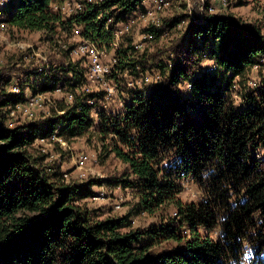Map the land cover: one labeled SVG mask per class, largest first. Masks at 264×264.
Returning a JSON list of instances; mask_svg holds the SVG:
<instances>
[{
  "label": "trees",
  "instance_id": "trees-1",
  "mask_svg": "<svg viewBox=\"0 0 264 264\" xmlns=\"http://www.w3.org/2000/svg\"><path fill=\"white\" fill-rule=\"evenodd\" d=\"M67 1L11 0L7 28L69 41L66 31L77 27L102 46L144 0L86 4L84 12L64 18L54 9ZM208 5L203 20L196 6L194 19L176 13L146 27L148 39L158 41L187 24L166 49L148 55L131 38L120 45L108 76L118 95V80L143 73L131 99L121 101L122 112L98 111L95 118V103L106 93L85 92L84 60L71 56L75 43L62 44L60 59L41 70L0 69V264H242L247 250L264 252V35L226 11L208 14ZM205 62L216 69L203 73ZM154 66L159 72L149 75ZM39 79L44 82L35 88ZM57 89L72 102L54 101L51 117L14 123L11 111L30 95ZM93 130L103 143L111 137L104 148L124 164L120 176L68 183L44 166L48 155L31 152L40 140L56 136L70 143ZM187 181L200 187L202 200L182 201ZM110 182L136 197L124 216L83 204L98 195L94 186ZM167 206L175 208L173 216L147 229L134 227L136 215L152 216Z\"/></svg>",
  "mask_w": 264,
  "mask_h": 264
},
{
  "label": "rangeland",
  "instance_id": "rangeland-1",
  "mask_svg": "<svg viewBox=\"0 0 264 264\" xmlns=\"http://www.w3.org/2000/svg\"><path fill=\"white\" fill-rule=\"evenodd\" d=\"M229 1V5L227 2V5L223 6L221 0H210V3L214 8V13L226 11L227 13L233 14L235 17L242 19L244 22L256 24L264 35V0ZM204 10L205 8L203 6L199 7L198 13H200V16L204 15ZM183 12L189 16H194L193 4L187 2V0H174L171 7L161 14V22L167 17H172L176 13ZM186 27L187 24H183L181 27L166 32L160 40L153 41L149 40V37V39H143L146 28H144V25L138 24L121 40L120 45H127L131 38L134 45L143 44V50L146 49L145 52L149 55L158 50L166 49L173 39L179 37L183 33ZM56 38L58 37H55V39ZM64 38L65 39L62 40H52L48 39L47 35L43 32H19L10 28H6L5 30L0 29V69L4 67L10 69L16 67L17 69L21 68V70H26L29 67L30 69L41 70L44 65L49 63L48 61L50 59H60L59 53L62 50V44L66 42L68 44L75 43L71 38L69 41L66 37ZM111 51L112 49L108 48L109 54H112ZM163 60V62L167 64L168 55H166ZM153 68L154 70L152 72H148L149 75L157 74L159 72L156 66ZM212 68L213 65H211V63H203V70H210ZM259 70L260 69L254 70L251 75V81L253 80L251 82L252 86H254L255 82L259 81V74L261 73H259ZM14 77V81H17L20 84L17 80V75H14ZM142 79L143 73H141L139 77L123 76L122 79L118 80L120 94L113 97L112 100L107 98L106 95H103L102 99L95 103V114H98V111L108 114L111 112H122L123 104L121 101L124 103L128 102L135 91L133 89L134 86H129V84H140L139 82H141ZM134 80L137 81L134 82ZM38 81L39 83L36 84L35 88H39L44 82V80L41 79ZM111 83L115 82L111 81ZM26 89L25 92L29 94V90ZM181 90L184 93L187 92L186 87H182ZM48 96L49 98H52L53 102H56L63 101L67 94H64L63 92H51ZM233 99L235 104L238 105L240 102L238 98L234 95ZM54 110H57L54 104L51 105L50 103H45L42 107L37 108L36 110H31L32 116H23L20 114L13 121L14 123H17V125H25L29 122L51 117ZM110 141L111 137L106 139V143H103L99 134L93 130L90 134L82 138H77L70 143L65 142L66 146L58 145L55 142L48 140L46 142H37L31 152H33L35 156H39L40 154L49 156L44 163V166L48 168V171L60 172L68 183L83 184L97 179L107 180L108 178L120 176L122 174L123 169L125 168L124 164L117 159L113 153H110L109 150L104 148V146L109 147L108 144ZM80 153H89L95 157V160L87 162L83 166H79L75 161V157ZM259 156L263 158V154H259ZM92 191L98 195L94 198L87 199L83 204L92 209H99L107 216H124L134 207L137 201L131 191H124L111 182L107 183L105 186H94ZM202 197V191L197 184L192 181L184 183V190L180 195L183 202H198L202 200ZM118 204L120 205V209H116V205ZM174 213L175 208L167 206L163 211L152 216L148 214L136 215L133 219V224L135 228L147 229L158 225L162 219L173 216ZM159 250H161V248L157 249V251ZM242 264H264V252L257 256L252 250H247Z\"/></svg>",
  "mask_w": 264,
  "mask_h": 264
},
{
  "label": "built area",
  "instance_id": "built-area-1",
  "mask_svg": "<svg viewBox=\"0 0 264 264\" xmlns=\"http://www.w3.org/2000/svg\"><path fill=\"white\" fill-rule=\"evenodd\" d=\"M223 6L227 5L228 0H221ZM11 0H0V29L5 30L7 28L6 22V10L9 6ZM105 0H68L61 8L55 7L56 12H60L64 18H70L73 15H78L86 10V4L93 6H99L103 4ZM187 2L192 3L194 8L198 6L204 7V15L198 17L203 20L206 15V3L207 0H201L200 3L193 2V0H187ZM170 0H144L137 9L131 14L127 15L126 20L120 24H117L112 32L114 40L111 43L100 45L90 39L82 37V29L74 27L68 33L69 38L75 42V48L71 54L73 60H84V67L86 68V84L84 85L85 92L95 93L103 90L106 93L107 98L112 100L113 97L118 95L117 86L112 84L108 79V76L112 74L114 67L117 64L116 51L120 49L121 40L128 35L133 27L138 24L144 25V28L148 26H159L161 24V14L167 10L172 5ZM207 12L210 15L215 14L214 8L210 3L207 8ZM103 14L99 18H102ZM191 19L196 18V15L189 16ZM111 22V20H109ZM148 36L145 35L143 39H147ZM136 49L143 50V44H135ZM108 48L112 49V54L108 53ZM216 66L208 70L204 69L203 73L213 72ZM159 77H156L158 79ZM142 81V80H141ZM145 82L149 83L152 81V77L146 76ZM140 83V82H139ZM129 86H134L132 83ZM12 93L18 94L20 92L17 86L12 87ZM56 93L62 92L61 89H57ZM50 93H37L35 95H30L27 102L24 105L18 106L15 110L11 111V118L15 120L17 116L22 114L23 116H32L31 110H36L40 108L45 103L54 104L52 98H49ZM67 102H72L73 96L67 94L64 98ZM93 104L92 101L88 102ZM123 106V105H122ZM98 118V115H94ZM52 141L58 143L62 146H66V143L61 139L54 136ZM40 142H46L45 140H40ZM95 160V157L89 153H80L75 157V161L79 166H83L87 162ZM116 209H120V205H116Z\"/></svg>",
  "mask_w": 264,
  "mask_h": 264
}]
</instances>
